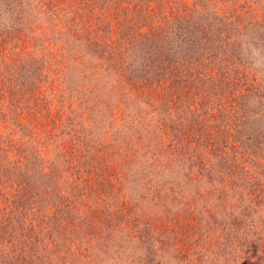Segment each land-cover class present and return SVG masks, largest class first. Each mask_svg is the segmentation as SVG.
<instances>
[{"label": "trees", "instance_id": "1", "mask_svg": "<svg viewBox=\"0 0 264 264\" xmlns=\"http://www.w3.org/2000/svg\"><path fill=\"white\" fill-rule=\"evenodd\" d=\"M0 1L6 4L5 12L0 16V26L3 25L5 28L9 24L16 30H33L31 23L33 0ZM87 1L89 0H74L81 11L75 12L72 18L87 23L90 20L89 25L73 26L72 30L69 29L71 33L67 34L70 37L67 38V44L70 46L63 45V52L60 47H56L57 43H54L55 51L58 50L57 57L56 52L48 55L46 65L40 67L46 71L45 73L48 72V75L45 73L41 75L38 68L34 67L35 59L30 57L23 62L19 59L16 63L8 61L1 63L0 128L6 129L11 123L14 131L18 133L21 131L23 136L20 133L17 138L12 137V139L9 136L10 150L16 147L19 152L16 162H12L18 164L15 165L18 168L16 179L20 185L15 187L14 191L10 184L7 187L0 186V190H2L1 194H4L3 192H6L7 196L11 194L10 201L20 207L18 209L20 217H16V224L22 239L27 240V248L38 247L37 244L41 245L43 240L45 242L47 240V244L53 241L52 245H57L53 253V248L47 246L46 252L48 251L51 257H45V264L53 262L58 249L62 246L65 254L59 253L60 264H75L78 260H83L87 254L92 257L90 260L98 261L95 258L101 255V246H106V242L114 241L111 225L106 223L114 221V224H117L119 218L124 221H121V225L134 227L131 235H138V238L141 237L144 226L155 227V224H159L158 228H171L175 222L173 218L169 221H155L153 214L149 220L146 206V211L140 218L136 219L130 215L133 206L130 205L126 193L129 192L131 195L132 190L137 188L135 185L138 179H144L141 173L151 172L153 167L164 170L163 174L176 183L181 181L183 172L199 164L208 167L206 171L213 176V184H220L222 188L221 172L216 169L218 167L210 164L208 158V156L213 158L214 155L218 158V163L225 162L226 158L230 163L229 174L235 178H242L245 184H247L246 179L250 180L248 176L257 172L259 176L254 175V179L259 181L255 182L254 190L263 192L264 188L261 186L264 182V171H256L257 167L264 170L262 167L264 160L261 158L264 148L258 146L261 142L256 139L257 137L250 135V131H247L245 135L248 136L245 138L234 135L233 129L228 126L223 127L224 134L221 136L216 133L209 136L207 130L213 129L210 126L205 127L199 123L196 127L190 124L191 118H195L198 114H201L204 122L206 118L203 117V113H206L208 118L210 116L215 118L218 111L230 113L231 110L233 112L230 114L231 117L236 112V103H234L236 99L230 97L226 89L221 86L224 80H231L229 76L234 79L232 76L235 74L234 69L228 67L226 71L223 69L219 71L215 68V71H212L211 67L204 66L203 60H207L205 52L209 51L210 47H205L207 46L205 43L197 42L193 34V30L197 31L195 27L182 31L185 21L180 20L173 32L172 23L179 15L171 10L167 13L171 16L165 14L167 17L165 21H159L155 25L152 23L149 27L165 38V41L160 42L161 44L154 45L150 42V30L140 29L143 25L140 0H95V4L91 7H88ZM104 2L106 5L103 4ZM158 14L157 18L164 17L162 10ZM110 19L113 20L112 31L107 30L109 23L100 24L103 20L107 22ZM22 25H25V28ZM90 26L91 28H87ZM103 27L109 34L117 36L112 40L108 38L105 40L102 34ZM84 34L89 37L85 35L87 41L82 42L81 38ZM102 37L103 40L97 39ZM103 52L108 54L101 55ZM30 54L32 52H25V55ZM100 55L103 63H98ZM174 55L179 59L170 62ZM56 58H64V61L60 63L59 60V64L50 65L55 63ZM49 71L55 73L56 77L49 76ZM8 73L13 76L10 77L14 80V89L6 87L3 90L1 86H4L5 76ZM215 79L216 83H212ZM208 81L209 83L205 85L204 83ZM192 82L200 86L197 91H190ZM194 86L197 88L196 85ZM100 93L105 95L99 98L96 106L93 102L98 100ZM48 102L70 103L68 110H65L66 114L78 117L83 125L84 120L92 121V126L88 130L92 135L76 138L77 143H72L74 152L46 150L51 144L48 139L50 135H42L46 129L40 127L35 120L47 109V104H50ZM114 103L122 104L118 119L114 117L116 110L114 113L112 111ZM196 105L202 108L200 112H197L199 108H196ZM60 112L63 111L57 110V113ZM107 112L112 115L111 119L105 116ZM74 123L76 124V121ZM233 125L235 127V122ZM56 133L62 134L61 137L64 139L72 134L64 126L58 127ZM224 136L227 138L224 139ZM23 138L27 139L26 144L22 142ZM225 146L233 148V151L230 157L222 158L221 154ZM6 160L7 165L10 166L11 160ZM25 161L30 164V168L23 167ZM235 162L240 164L241 168ZM213 170L217 171L213 172ZM35 173L38 174L36 178H34ZM120 173H122L121 178ZM7 179L11 181L10 178ZM2 182L0 178V184ZM252 184L248 183L246 189H252ZM41 186L42 188L38 189ZM69 195L73 198L89 196L90 204L85 205L87 207L85 210L73 209L69 206ZM32 197H39L58 213L61 211L60 215L65 214L62 217L68 218L71 226L66 227L65 231L55 216L47 218L50 220L49 223L42 224L46 213L43 211L38 215L40 209L30 203ZM159 200L155 198L154 205ZM186 202L187 204L184 205L186 204L185 208L190 216L187 225L192 224L193 221L195 224L196 214L191 210L194 199L189 196ZM92 204L94 209H88ZM98 205L99 208H96ZM64 207L66 212L63 211ZM220 208L221 211H225L224 208ZM95 209L99 212L97 210L94 212ZM27 212L34 216H31L26 223L23 214ZM80 213L86 214L76 218ZM227 216L228 223L234 225L236 215L230 211ZM133 219L137 220L136 223L132 221ZM25 229L28 230L21 231ZM13 245L26 248L21 242L14 241ZM24 256L25 254L22 256L20 254L19 258L15 256L9 259L11 262L17 259L20 262L21 259L20 264H32V260L37 259V256ZM256 257L262 259L261 264H264V251Z\"/></svg>", "mask_w": 264, "mask_h": 264}, {"label": "rangeland", "instance_id": "2", "mask_svg": "<svg viewBox=\"0 0 264 264\" xmlns=\"http://www.w3.org/2000/svg\"><path fill=\"white\" fill-rule=\"evenodd\" d=\"M94 1H87L88 7L95 4ZM140 1V4H142L140 7L142 8L141 21L143 23L140 29L150 30L151 43L158 45L161 41H165V38L156 33L155 29L149 27L152 26V23L155 25L159 21H165L167 19L166 15H170L167 13L174 10L175 14L177 13L179 16L172 23L174 25L172 31L174 32V28L179 24L180 20L185 21L182 31L186 28L195 27L197 31L194 32L193 30V34L197 38V42L205 43L207 45L205 47H210L209 51L205 52V59L207 60H203L204 66L211 67L212 71H215V68L219 69V71L222 69L226 71L225 69L228 67L234 69L233 73L235 74H232L234 79L232 80V77L229 76L231 80H224L221 83V86L226 89L229 96L236 99L234 101L236 103V112H234L233 117L230 116V114H233L231 110L229 111L230 113L218 111L215 118L213 116L208 118V115L203 113V117L206 118L204 122L201 114H198L195 118H191L190 124L196 127L199 123L205 127L210 126L213 129L207 130L209 136L214 133L221 136L224 134V126L233 129L234 135L237 134L243 138L248 136V134H245L250 131V135H254L257 137L256 139L260 140L261 143L258 146L264 148V0ZM103 4L106 5V2ZM31 7L33 11V16H31L33 30H16L13 25L10 26L9 24L5 28H3V25L0 26V72L2 71L1 63L4 64V61L16 63L20 59L23 62V60L25 61L30 57L35 59L34 67L38 68V72L41 75L44 74L46 71L40 69V67L46 65L47 56L56 52L57 57L58 54V50L55 51L54 49V43H57L56 47H60L63 52V45L70 46V44H67V38H70L67 34L71 33L69 29L73 28V26L85 25L90 22V20L87 23L84 20L72 18L75 12L81 11L74 0L71 2L70 0H40V2L39 0H33ZM5 9L6 4L0 1V16L5 12ZM161 10L164 17L160 19L156 16L159 15L158 13ZM76 21H79V23ZM112 21V19L107 20V22L103 20L100 24L106 25V23H109L107 30L112 31ZM25 22L29 25L27 20ZM22 27L25 28V25H22ZM87 28H91V26ZM103 30L102 34L105 40L107 38L112 40L117 36L109 34L104 27ZM85 35L89 37L87 34L82 35V42L87 41ZM103 37L97 39L103 40ZM187 41L185 40V42ZM48 45H50L49 48ZM126 46L129 47V45ZM161 49L162 45L159 57L161 56ZM25 52H32V54L25 55ZM107 54V52H103L101 55L106 56ZM101 55L98 63H103ZM235 56L237 57L236 59ZM56 59L55 63L50 65L59 64V60L60 63L64 61V58ZM177 59H179L177 55H174L170 62ZM229 72L231 73V70ZM45 75H48V72ZM7 76H5L6 82L4 86H1L2 89L4 90L6 87L14 89L13 76L9 75V73ZM49 76L56 77V74L49 71ZM60 76L61 74L58 78ZM66 77L68 78L69 74ZM216 79L214 80L215 82H212L213 80L211 82L216 83ZM194 82L191 85V92L197 91L200 87ZM208 83L209 81L204 84ZM95 91L96 93L98 92L97 89ZM103 95L105 93H100L98 100L94 101L93 104L98 106L99 98ZM190 102H192V99ZM48 103L50 104H47V109L44 110L43 114L38 115L39 118L35 120L40 127L46 129L42 135H50L48 139L51 144L48 145L46 150L57 149L62 153L68 152V150L74 152L72 143H77L76 138L84 135L90 137L92 135L88 131L92 126V121L84 120L83 125L78 117L66 114L65 110H68L70 103ZM71 105L73 106V103ZM121 105V103L112 104V111L114 113L116 110L114 117H117V119L121 111ZM186 107L188 108V106ZM196 108H199V106L196 105ZM201 109L199 108L197 112H200ZM49 110L50 112H48ZM57 110H62L63 112L57 113ZM105 116L109 119L112 118L109 112ZM244 120L247 121L244 122ZM74 121H76V124ZM233 122H235V127ZM61 126L66 127L72 134L69 137L66 136L65 139L61 137L62 134L56 133L57 128ZM19 133L23 136L21 131ZM19 133L14 131L11 123L8 124L6 129H2L0 133V178L3 181L0 186L7 187L10 184L13 191L15 187L20 185L16 179L18 168L15 165L18 164L12 162H16L19 152L16 147L10 150L9 143L11 140H9V136L17 138ZM225 138L227 137L224 136ZM26 140V138H23L22 142L26 144ZM232 151L233 148L225 146L221 157H230ZM8 152L10 153L9 156ZM225 152L228 154H224ZM208 158L210 164L218 167L216 169L221 172L222 188L220 184H213V176L206 171L208 167H202L199 164H195L193 168L191 167L183 172L181 181L176 183L172 182L175 180H171L170 177L164 175V170L161 171V168L158 167H153V170L148 173L146 171L142 172L141 175H144V179H138L135 185L137 187L136 190H132L131 195L129 192L126 193L130 205L133 206L130 215L136 219L140 218L143 212L146 211V206L149 220L154 214L155 221H169L173 218L176 224L174 222L172 227L168 229H165V227L158 228L159 224H155V227L153 225L144 226V231L140 234L141 237L138 238V235H131L134 227L130 228L129 225H121V221L124 222L121 218H119L117 224H114V221L108 223L104 220L107 225H111L110 230L114 232V241L106 242V246H101V255L95 258L98 261L90 260L92 257L87 254L83 258L85 262L78 260L75 264H261L263 262L262 259L256 256L261 251H264V188L263 192L254 190L255 182L259 181L254 179V175L258 177L259 174L254 172L251 173V176H248L250 180L246 179L247 184H253L252 189L247 190V184L242 181V178H235L229 174L228 165L230 163L226 161V158L225 162L220 163H218L219 160L214 155L213 158L212 156H208ZM261 158L264 160V153ZM6 159L11 160L10 166L7 165ZM235 163L241 168L240 164ZM23 167L30 168V164L25 161ZM262 167H264V164ZM216 171L213 170V172ZM256 171L263 172L264 170L257 167ZM119 175L121 178L122 173ZM37 176L38 174L35 173L34 178ZM7 178H10L11 181ZM42 186L38 189H41ZM261 186L264 187V182L261 183ZM1 191L0 264H20V262L22 263L21 259L20 262L19 259L15 260L16 262H11L9 259H13L15 256L19 258L20 254L21 256L25 254L24 257L37 256V259L34 258L32 260V264H45L44 259L47 256L51 257L48 251L46 252L47 246L53 248V253L55 251L54 247L57 245L53 246V241L47 244V240L46 242L43 240L41 245L44 246L45 250H43V246L38 244V247L27 248V240L22 239L21 232L17 229L16 224V217H20L18 211L20 207L10 201L11 194L7 196L5 195L7 194L6 192L1 194ZM189 196L194 199L191 210L192 213L196 214V223L194 224L193 221L192 224L187 225L190 216L185 205ZM68 197L69 206H72L73 209L85 210L87 208L85 205L90 204L91 198L89 196L73 198L69 195ZM155 198L160 199L156 205H154ZM31 199L30 203L40 209L38 215H41L43 211L46 213V218H40L44 221L42 224L45 222L49 223L50 220H47V218H54L55 216L65 231L66 227L71 226L68 218L62 217L65 214L60 215L61 211L58 213L52 206H48L50 204L39 197H32ZM184 203L186 204L184 205ZM100 204L102 203L100 202ZM220 207L224 208L225 211H221ZM96 208H99V205ZM88 209H94L93 204L89 205ZM63 211L66 212L65 207ZM230 211L236 215L234 217V225L228 223L227 213ZM97 212L99 211L97 210ZM84 214L86 213H80L76 218ZM31 216H34V214H29L28 212L23 214L26 223ZM136 219L132 221L136 223ZM26 230L28 229L21 231L25 232ZM30 233L31 231H29ZM14 241L24 243L27 249L22 246H14ZM48 241L50 242L51 240ZM56 243L58 242L56 241ZM59 253L61 255L65 254L63 246L58 249L55 259L50 262L51 264H60L61 257Z\"/></svg>", "mask_w": 264, "mask_h": 264}]
</instances>
